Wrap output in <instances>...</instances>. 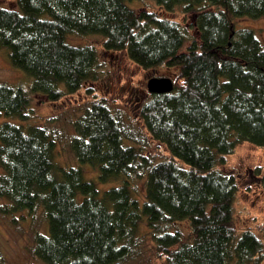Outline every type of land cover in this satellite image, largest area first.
Returning a JSON list of instances; mask_svg holds the SVG:
<instances>
[{"label": "trees", "instance_id": "obj_1", "mask_svg": "<svg viewBox=\"0 0 264 264\" xmlns=\"http://www.w3.org/2000/svg\"><path fill=\"white\" fill-rule=\"evenodd\" d=\"M17 1L19 10L0 8V48L34 81L0 83V118L14 120L0 124V212L31 220L32 256L44 264H133L150 234L165 264H263L264 239L240 230L239 180L224 167L243 144L264 148V44L236 23L264 17V0H154L167 12L181 7L188 25L131 6L135 0ZM87 35L104 37L106 52H126L144 70L175 69L174 90L151 93L138 111L168 158L145 150L107 97L71 121L79 166L57 162L62 133L25 124L34 94L59 102L88 85L93 92L99 52L68 41ZM183 222L189 234L178 228Z\"/></svg>", "mask_w": 264, "mask_h": 264}, {"label": "rangeland", "instance_id": "obj_2", "mask_svg": "<svg viewBox=\"0 0 264 264\" xmlns=\"http://www.w3.org/2000/svg\"><path fill=\"white\" fill-rule=\"evenodd\" d=\"M129 4L138 8L146 7L163 16L176 18L186 25L192 21L185 16L181 7L174 12H167L160 8L154 0H135ZM0 8L20 9L17 0H0ZM236 23L238 28L253 29L264 44V17L259 19L238 18ZM192 32L196 33L195 30ZM104 40V37L100 35L68 37V41L73 45H90L98 50L100 62L103 64L100 79L90 85L94 89L93 92H89L88 85L59 102H51L45 95L34 94L31 104L32 117L25 124L36 123L49 126L62 133L63 141L60 143L56 160L61 165L77 166L78 160L69 145L70 137L75 134L71 121L80 116L84 108L95 98L107 97L115 109L122 110L126 123L133 125L131 127L143 141L144 149L149 153H154L157 160L168 158L169 152L165 147L151 139L143 128L138 111L140 106L150 98L149 79L155 76L174 77L175 69L162 67L144 70L134 63L126 52H106L103 47ZM33 81L34 78L31 75L12 64L11 49L7 46L0 48V83L6 82L15 86L23 84L29 87ZM7 120L14 121L1 117L0 124ZM82 167L84 168V165ZM224 170L235 173L239 180L240 190L234 204V212L240 230L252 228L264 239V187L260 182V173H264V148L250 143L241 145L236 153L229 157L228 166L224 167ZM86 171L90 177H95L97 173L93 167L87 165ZM2 172L0 168V174ZM88 175H86L87 178ZM139 194L142 198L146 195L143 181L139 183ZM5 202L0 199V204ZM21 217L13 221V217L0 212V250L5 257L4 264H44L41 260L34 258L30 252L34 241L30 229L31 220L24 221ZM37 224H40L41 229L47 227L42 209L37 212ZM177 226L189 234V223L183 222ZM146 237L142 254L133 264H165L157 257L151 235Z\"/></svg>", "mask_w": 264, "mask_h": 264}, {"label": "water", "instance_id": "obj_3", "mask_svg": "<svg viewBox=\"0 0 264 264\" xmlns=\"http://www.w3.org/2000/svg\"><path fill=\"white\" fill-rule=\"evenodd\" d=\"M175 88L172 77H152L148 81V91L152 94L171 93Z\"/></svg>", "mask_w": 264, "mask_h": 264}]
</instances>
